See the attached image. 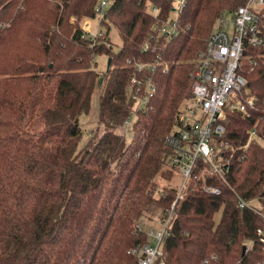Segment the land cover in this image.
<instances>
[{"label": "trees", "instance_id": "1", "mask_svg": "<svg viewBox=\"0 0 264 264\" xmlns=\"http://www.w3.org/2000/svg\"><path fill=\"white\" fill-rule=\"evenodd\" d=\"M107 1L106 30L85 37L83 23L97 19L99 0H0V264H135L132 250L148 243L141 220L163 216L177 199V186L160 187L181 172L168 136L192 100L198 54L222 14L246 0H185L176 16L172 0ZM170 20L176 31L160 34ZM112 26L122 36L117 51ZM102 55L112 63L100 72ZM261 61H245L248 80ZM134 77L156 86L138 112ZM259 82L248 84L252 94ZM95 93L98 127L81 145V117ZM255 96L264 107V81ZM245 114L227 130L230 143L251 136ZM246 118L254 138L264 109ZM127 119L134 121L129 134ZM248 149L222 154L226 185L219 194L192 190L175 212L165 264L264 262L257 234L264 218L256 208L264 206V148ZM241 200L248 205L240 207Z\"/></svg>", "mask_w": 264, "mask_h": 264}, {"label": "built area", "instance_id": "2", "mask_svg": "<svg viewBox=\"0 0 264 264\" xmlns=\"http://www.w3.org/2000/svg\"><path fill=\"white\" fill-rule=\"evenodd\" d=\"M172 1V13L176 16L185 0ZM108 3L107 0H99L96 17L100 22ZM152 11L153 13L157 12L155 8ZM229 14L233 16L231 22L227 20ZM90 24L87 22L84 25L85 37L88 36ZM176 26L177 21H166L161 26L160 34L171 36L176 31ZM97 32L93 36L102 35L101 30ZM206 44V49L201 51L196 58L194 80L191 87L192 100L178 113L175 119L177 121L176 130L169 134L167 139L176 152L173 162L178 161L181 165V173L184 177L183 185L181 184L179 187L177 199L171 208L167 209L165 214L160 217L161 227L152 228L150 232L147 231L148 243L139 245L132 250V253L138 256V261L135 264H165L164 246L170 223L189 193L192 190L204 189L210 193L219 194L226 185V179L223 177L222 154L225 150L238 145L229 143L222 147L221 142L227 137V130L244 105V92L246 86L251 83L243 73L245 61L250 60L255 63L256 58L262 57L264 62V0H246L236 10L223 13L217 28L210 34ZM130 91L133 106L137 111L147 105L149 99L154 96L156 86L152 79L142 82L134 77ZM255 93L256 90L252 98L254 100H256ZM255 106V104L247 106L246 114L243 117L244 122ZM133 125L134 121L126 120V134L131 132ZM246 128L248 131V126ZM252 139V136L247 137L245 145L250 146L249 143L253 141ZM253 150L254 148H249L248 153H253ZM199 158L203 159V165L194 175L195 163ZM216 176H219L220 180L211 181V178ZM246 204L248 205L244 200L239 203L240 207ZM256 208L264 218V206ZM257 234L264 244V228H258ZM251 247L252 243H247L246 251Z\"/></svg>", "mask_w": 264, "mask_h": 264}, {"label": "rangeland", "instance_id": "3", "mask_svg": "<svg viewBox=\"0 0 264 264\" xmlns=\"http://www.w3.org/2000/svg\"><path fill=\"white\" fill-rule=\"evenodd\" d=\"M106 10L104 12H106ZM232 19H233L232 14L227 15V20L229 22H231ZM87 22L89 24L91 23L90 24L89 33H91L92 35L97 34L98 33L97 31L100 30V29H102L103 31H105L106 28H107V26H105L104 23L101 24V22L98 21L97 19H90V20L87 19L83 23V26L85 24H87ZM110 32H111L110 33V36H111V41H112L113 47L117 51L120 48L121 44H122V36H121L120 32H118L117 28H115L114 26L111 27ZM97 61L99 62L100 72H103V70H105L107 68V66H108L107 65L108 62H107L106 56H103L102 55V57L98 58ZM263 63L264 62L261 61V65L257 69V72H256L257 74L253 78V80H260L259 85L256 87L257 88L256 89V92H257V90L259 88H261L262 82L264 81V64ZM253 80H250V81L252 82ZM255 101H256L255 108H257V109H264V107L261 105V102H259V100L257 98H256ZM91 107H92V109H91V112L89 113V115H85L84 114L81 117V121L80 122L82 123V128L84 130V136H83L84 139L82 140L81 145H83L86 141H88L90 139L92 130L98 127L97 117H98L99 112H100V107H99V95L97 93H95L94 96H93V100H92ZM184 108H182V109H184ZM130 117L132 119H134V117H136L135 110H134V112H132V114H131ZM244 124L246 125L245 122H244ZM261 131H262V128L259 129V134H260ZM127 141H128V143H130L132 141L131 140V137H129ZM260 142L264 146V141H260ZM236 145H238L237 147H240L242 145H244L245 147L247 146V145H245V142H240V143H238ZM237 147L234 146V149H237ZM247 148H248V146H247ZM183 179H184L183 174L181 172H178V173L176 172V174H175V176L173 178H169V179H166V180H162L160 182V187L162 188V187L166 186V184L167 185L173 184V185H175V186H177L179 188V187H181V184L184 181ZM161 216H162V213H160V215L158 214L157 216L152 217V218L146 217V218H144V219L141 220V226H143L146 229V231H148V232H150L152 230V228L158 229V228L161 227L160 222H159Z\"/></svg>", "mask_w": 264, "mask_h": 264}, {"label": "bare ground", "instance_id": "4", "mask_svg": "<svg viewBox=\"0 0 264 264\" xmlns=\"http://www.w3.org/2000/svg\"><path fill=\"white\" fill-rule=\"evenodd\" d=\"M253 98V94H252V90L251 88L248 87V85L246 86L245 92H244V96H243V103L244 105L242 106L240 111H243L244 113H246V108L247 106H253V104H256V101ZM264 131V128H262V131L260 132V134L258 136H256L254 138V140H260V141H264V135L262 134V132ZM264 133V132H263ZM230 142L227 141L226 139H224L221 142V146L225 147V145L229 144Z\"/></svg>", "mask_w": 264, "mask_h": 264}, {"label": "crops", "instance_id": "5", "mask_svg": "<svg viewBox=\"0 0 264 264\" xmlns=\"http://www.w3.org/2000/svg\"><path fill=\"white\" fill-rule=\"evenodd\" d=\"M246 125H247V124H246ZM246 125H245V126H246ZM261 128H262V127H261ZM263 128H264V127H263ZM248 133L252 136V133L249 131V129H248ZM257 136H258V135H257ZM255 137H256V136H255ZM255 137H254V138H255ZM254 138H253V139H254ZM253 139H252V140H253ZM255 146H259V147H261V148H264V146L260 145V143H255L254 140L251 142V146H249L248 148H252V147L255 148Z\"/></svg>", "mask_w": 264, "mask_h": 264}, {"label": "water", "instance_id": "6", "mask_svg": "<svg viewBox=\"0 0 264 264\" xmlns=\"http://www.w3.org/2000/svg\"><path fill=\"white\" fill-rule=\"evenodd\" d=\"M104 17H106V13L104 14ZM108 62H109V63H108V67H110V66H111V63H112V62H111V59H109ZM102 81H103V79L100 80V83H102ZM262 83H263V82H262ZM245 251H246V245L243 247V253H244Z\"/></svg>", "mask_w": 264, "mask_h": 264}]
</instances>
